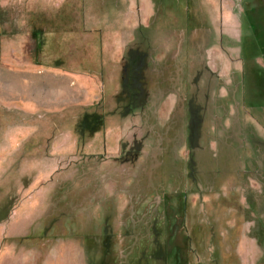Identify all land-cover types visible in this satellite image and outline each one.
I'll return each mask as SVG.
<instances>
[{
	"label": "rangeland",
	"instance_id": "374dc122",
	"mask_svg": "<svg viewBox=\"0 0 264 264\" xmlns=\"http://www.w3.org/2000/svg\"><path fill=\"white\" fill-rule=\"evenodd\" d=\"M223 12L0 0V44L26 28L30 60L90 77L94 103L27 124L0 110V264H264V58L231 51ZM131 53L146 58L136 81Z\"/></svg>",
	"mask_w": 264,
	"mask_h": 264
},
{
	"label": "crops",
	"instance_id": "0c3cea01",
	"mask_svg": "<svg viewBox=\"0 0 264 264\" xmlns=\"http://www.w3.org/2000/svg\"><path fill=\"white\" fill-rule=\"evenodd\" d=\"M219 1L222 10L224 9L220 25L224 29V39L227 40L226 44L231 47V51L241 53L242 50L239 49L241 43L245 45L244 47H248V50L256 49L264 58V0H252L255 1L254 11L239 12V14H235L232 10L231 5L234 0ZM245 15L249 16V21L253 23L255 30L250 24L245 23ZM22 17L25 16L21 13L15 14L17 20ZM17 29L19 31L16 35L10 33L7 36L6 44L5 38L1 39L0 110L5 107L6 115H10L12 120L15 118L18 120L22 116L20 120L26 122L25 124L32 123L34 119L45 121L48 113L54 114L53 117L58 121L64 120L63 117L65 118L66 115L74 114L76 117L73 119L77 120L79 116L87 113L94 104L90 89L91 78L70 70L43 68L40 59L39 63L30 60L31 45L28 41L31 36L28 35L26 28ZM253 30L254 35H252ZM20 38L24 42L20 41ZM25 40H27L26 44ZM263 58H260V63L261 60L263 62ZM18 129L28 130V127L17 129L9 127L8 131L15 132ZM73 142L77 143L74 137Z\"/></svg>",
	"mask_w": 264,
	"mask_h": 264
},
{
	"label": "trees",
	"instance_id": "16d2710c",
	"mask_svg": "<svg viewBox=\"0 0 264 264\" xmlns=\"http://www.w3.org/2000/svg\"><path fill=\"white\" fill-rule=\"evenodd\" d=\"M33 38H36V31L33 32ZM41 47H39V50ZM38 51V48H37ZM138 56V57H137ZM130 59V65L128 66L129 71L133 74V77L136 79H139L140 70L145 66L146 58L143 55H135L131 53L129 55ZM83 121L80 124V129L82 133H88L90 136H93L95 132L99 130V128L102 126L104 122V118L99 115H85L83 117Z\"/></svg>",
	"mask_w": 264,
	"mask_h": 264
}]
</instances>
